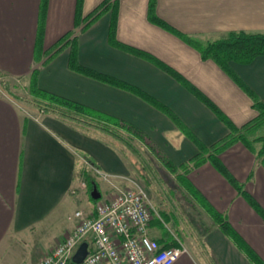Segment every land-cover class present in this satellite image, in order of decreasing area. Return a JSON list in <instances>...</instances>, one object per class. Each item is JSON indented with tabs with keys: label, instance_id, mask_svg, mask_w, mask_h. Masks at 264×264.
I'll list each match as a JSON object with an SVG mask.
<instances>
[{
	"label": "crops",
	"instance_id": "0c3cea01",
	"mask_svg": "<svg viewBox=\"0 0 264 264\" xmlns=\"http://www.w3.org/2000/svg\"><path fill=\"white\" fill-rule=\"evenodd\" d=\"M102 1L83 0L81 17ZM148 2L116 0L114 9L110 5L81 31L84 22L74 25L76 0H47L42 53L35 62L40 0H0V75L9 87L0 92V264H38L39 256L72 231L77 223L76 210L95 214V201L86 194L87 186L81 187L85 182L79 173L82 167L91 166L94 179H100V183H104V175L134 178L140 168L131 150L111 135L16 99L10 80L23 79L26 86L32 70L37 69L41 89L129 122L143 132V145L155 167L163 165L151 153V146L176 166L198 154L193 141L149 101L70 69V45L45 62L44 52L66 32L72 31L70 38L75 39L76 57L82 66L131 85L167 107L205 146L224 138L229 132L227 126L162 68L111 45L108 31L113 16L119 42L169 66L234 125L241 126L256 116L249 96L219 66L202 59L195 48L149 21ZM155 13L202 43L230 31L264 33V0H155ZM230 66L264 100V55L246 64L231 61ZM260 145L253 143L255 151ZM219 159L264 213V155L259 159L256 152L236 142L221 152ZM175 179L191 209L203 213L201 222L190 221L188 226L185 216L175 213L177 208L168 202L169 192L162 190V196L158 193L149 234L160 245L173 242L170 246L185 248L171 264H257L219 228L202 202L224 216L233 232L264 264V218L210 161L191 169L184 180ZM75 200L84 207L75 209L71 218L68 208Z\"/></svg>",
	"mask_w": 264,
	"mask_h": 264
},
{
	"label": "trees",
	"instance_id": "16d2710c",
	"mask_svg": "<svg viewBox=\"0 0 264 264\" xmlns=\"http://www.w3.org/2000/svg\"><path fill=\"white\" fill-rule=\"evenodd\" d=\"M82 2L83 0H76L74 20L75 26H78L81 22H84V25L80 29L81 31L86 29V27H88L93 21H95L104 11L108 9L110 5L114 9L116 0H103L97 7L94 8L92 12H90L84 18L81 17ZM46 8L47 0H40L35 48L33 55V59L35 62L40 60V55L42 53L41 45L44 35ZM147 15L150 22L174 34L182 41L195 48L199 52L202 59L212 60L217 66H219V68H221L249 96L252 102V108L257 113L256 116L241 126L234 125L231 120L225 114H223L206 96H204L200 91H198L195 87L188 83L181 75H179L169 66L165 65L147 52L119 42L115 36V16H113L111 20L108 31L109 43L117 48L123 49L127 52L133 53L153 62L155 65L159 66L179 82H181L197 98H199V100H201L209 109H211L213 113L227 126L229 132L224 138L220 139L210 146L201 144L193 135V133L189 129H187L167 107L159 104L157 101L148 97L145 93L131 85L123 83L112 77L96 73L95 71L82 66L78 62L76 57L75 39L74 37L70 38V36L72 35V31L66 32L53 44V46H51L50 49L44 52L47 56L45 62H48L64 47L70 45V54L68 60V67L70 69L99 79L103 82L127 89L149 101L155 107L159 108L175 123V125L181 130L183 134H185L191 141H193V143L198 148L197 155H195L187 162L176 166L171 161L161 156L155 150V148L151 146V153H153L154 156L162 161V164L168 169V171L171 173H175L178 178L184 180L186 174L191 169L200 166L206 161H210V163L237 189V191L241 195L246 198V200L253 206V208H255V210L264 218V213L261 211V209L258 208V206L253 202L252 198L243 191L241 185H239L235 181V179L231 176V174L227 171V169L223 166L219 159V154L227 148L231 147L236 142H241L250 151L256 152V156L259 159L264 155V134H256V132L264 126V100L259 99L257 95L251 90V88L238 75L234 73L233 69L230 66L231 61L246 64L251 62L256 56L264 55V33L246 32L242 30L230 31L225 36L202 43L194 36L177 30L166 21L159 18L155 13V0H149ZM37 76L38 70L33 69L30 75L28 88L26 89L27 94L25 96L15 94L16 99L29 102L42 112L52 113L60 118L67 119L69 121H75L83 125L95 127L102 132L111 135L113 138L120 140L132 152L138 154L136 148L124 136L123 131L126 133L128 132L130 136H135L139 141L144 143L145 136L143 132L134 127L129 122L107 115L83 104L41 89L38 86ZM4 86V88H9L6 82H4ZM255 142H260L261 144L257 151H255L253 147V143ZM79 173H82V177L89 191L91 190L93 184H95L98 188V183L94 179V174L92 175L90 172H88L87 169H84L83 167L81 168V170H79ZM194 196L196 200L199 199L196 195ZM89 198L92 201H96L93 200L90 196ZM202 205L207 213H209L212 220L226 235L231 237L240 248L247 251L254 262H256L257 264H262L260 260L255 255H253L249 248L233 232L224 216L216 212L206 202H202ZM172 244L173 242H170L169 245L164 244L161 246L169 247ZM66 264L75 263H73L71 259H68Z\"/></svg>",
	"mask_w": 264,
	"mask_h": 264
},
{
	"label": "built area",
	"instance_id": "2783aa9c",
	"mask_svg": "<svg viewBox=\"0 0 264 264\" xmlns=\"http://www.w3.org/2000/svg\"><path fill=\"white\" fill-rule=\"evenodd\" d=\"M104 180L110 191L95 201V214L76 210L72 231L46 251L38 264H66L83 241L88 252L78 264H171L185 251L180 246L162 247L151 237L153 207L135 179L104 175ZM85 186L82 182L81 187Z\"/></svg>",
	"mask_w": 264,
	"mask_h": 264
},
{
	"label": "rangeland",
	"instance_id": "374dc122",
	"mask_svg": "<svg viewBox=\"0 0 264 264\" xmlns=\"http://www.w3.org/2000/svg\"><path fill=\"white\" fill-rule=\"evenodd\" d=\"M7 79L0 80V92L5 87L4 82H6ZM15 85V89L10 88L18 95L25 96L27 94L26 89L28 88L29 83L25 86L23 79H12L10 80ZM24 86V87H23ZM124 136L131 142V144L136 148L138 151V154H135V152H132L135 158L138 160L139 167L138 170H135V176L133 179H135L143 188L144 191L153 207V213L155 211V200H157L158 193H162L161 191H168L170 196L168 198V202L172 204V206L177 209H175V213L181 214L182 218L183 215L185 216V223L190 226V221L193 222H201L202 217L200 215L203 213V210H200V213H196L195 210L191 209L189 204L186 200V195L182 191L180 187H178V184L174 183L176 182V176L175 173H171L168 171V169L162 164L163 166L155 167L153 166L155 161L152 162L150 158V153H148L145 150V147L143 145V142L139 141L138 138L135 136H130V134L123 131ZM257 135L264 134V126L261 127L257 132ZM118 142H120L122 145H125L120 140L116 139ZM126 146V145H125ZM127 147V146H126ZM87 163V162H86ZM86 165V164H85ZM86 168L88 172L92 174L93 169L91 166L86 165ZM98 182V190L101 193V196H104L105 193L110 191L109 185L106 180L102 181L104 183H100L101 180H97ZM86 194L89 197V190L86 188ZM164 193L161 194V196ZM160 197V196H159ZM92 201V200H91ZM84 205H82L80 200H75L72 205L69 206V215L71 218H73V212L75 209L80 208L83 209ZM187 207V208H186ZM184 208V209H183ZM185 211V213H183ZM164 212L161 211V215H163ZM165 213H169L168 211ZM191 214V215H190ZM195 217V219L191 218L190 216ZM156 227L161 228L162 226H159L158 224H154ZM172 235L175 236V234L171 231ZM182 237V235H181ZM186 240L190 239V236L185 235ZM41 256H39L37 262H39Z\"/></svg>",
	"mask_w": 264,
	"mask_h": 264
},
{
	"label": "water",
	"instance_id": "95a60500",
	"mask_svg": "<svg viewBox=\"0 0 264 264\" xmlns=\"http://www.w3.org/2000/svg\"><path fill=\"white\" fill-rule=\"evenodd\" d=\"M89 196L93 200H97L100 198L101 193L95 184L92 185L91 190L89 191ZM87 247L88 245L86 241L81 242L78 248L76 249L75 253L72 255L71 261L75 264L80 263L88 252Z\"/></svg>",
	"mask_w": 264,
	"mask_h": 264
}]
</instances>
